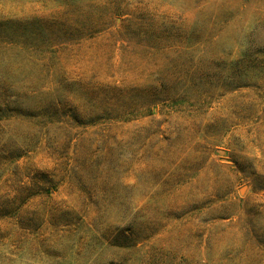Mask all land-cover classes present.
Returning <instances> with one entry per match:
<instances>
[{"label":"rangeland","instance_id":"rangeland-1","mask_svg":"<svg viewBox=\"0 0 264 264\" xmlns=\"http://www.w3.org/2000/svg\"><path fill=\"white\" fill-rule=\"evenodd\" d=\"M58 1L0 0V264H264V81L227 79L264 0H121L85 36Z\"/></svg>","mask_w":264,"mask_h":264},{"label":"trees","instance_id":"trees-1","mask_svg":"<svg viewBox=\"0 0 264 264\" xmlns=\"http://www.w3.org/2000/svg\"><path fill=\"white\" fill-rule=\"evenodd\" d=\"M58 5L64 6V10H57L59 14H64L62 18L66 25L65 29H61L63 33H73L81 31L80 35H89L88 31H103L105 30V25H110L114 20V16L117 14H123L127 5L121 0H109L105 3H91V2H80V0H64L66 3H60ZM76 10L78 15L76 14ZM39 20H46L44 18H39ZM42 25V24H41ZM105 26V27H104ZM104 27V28H103ZM95 31V32H96ZM62 34V33H61ZM253 44L247 47V50L243 52L241 58L231 63L229 76L227 79H239L238 87L251 86L253 83H261L264 81V56L262 51H255L252 49ZM234 64H239L242 68L240 71H234ZM256 79V81H253ZM186 92H183L185 95ZM2 115L0 112V121ZM130 245V244H127Z\"/></svg>","mask_w":264,"mask_h":264}]
</instances>
